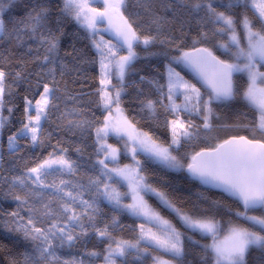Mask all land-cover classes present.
Listing matches in <instances>:
<instances>
[{
    "label": "snow or ice",
    "instance_id": "1",
    "mask_svg": "<svg viewBox=\"0 0 264 264\" xmlns=\"http://www.w3.org/2000/svg\"><path fill=\"white\" fill-rule=\"evenodd\" d=\"M13 3L14 0H0V41L14 42L17 48L26 47L14 60L0 53V132L9 125L17 107L11 104L14 86L27 87L22 96L24 107L20 126L7 137L10 156L16 157L21 152V141L29 147H42L50 141L53 132L44 127L47 123L54 126L56 132L65 130L75 134L79 131L83 134L94 130L96 159L90 165V171L95 175L86 174V183L48 179L65 172L74 174L78 170L76 162L67 158L68 150L59 148V144L56 147L60 154L54 149L48 158L34 167H25L20 174L0 176V182L7 183L10 189L6 195L17 202V210L7 214L0 212V226L10 220L14 227L10 226L8 230L20 233L31 245L19 254V259L12 258L9 264H96L98 258H102L103 264H117L118 259L121 264H127L130 256L136 260L145 258L153 246L177 259L192 255L198 264H247V255L253 248L264 260V71H261L264 68V0H135L137 10L129 15H125L128 0H62L55 29L50 27L49 0H33V6L23 17L6 21L4 16ZM94 3H100L102 7H93ZM238 7L251 11L252 18L243 13L237 19L233 10ZM220 8L224 11L218 10ZM69 19L86 34L85 37H78L76 33L70 35L87 38L95 49L96 59L82 61L81 50L74 42L69 45L71 50H65L61 55V40L66 35L61 25ZM141 20L146 23V29H142ZM193 22L199 30L192 38V47L184 50L182 41L177 42L174 28L178 24L179 36L184 38L187 35L183 31L185 25ZM209 26L210 30H206ZM141 30L147 34L141 35ZM105 33L111 38L106 40ZM241 34L245 45L241 43ZM225 36V41L213 45L228 57L221 59L212 48L204 45L214 37ZM157 44L164 49L162 52L148 51ZM141 45L147 57L162 55L168 61L163 74L165 83L156 78H139L140 83L147 81L155 88L156 99L149 98V94L136 85V98L144 97L139 100L140 111L148 119L157 118L158 108H163L166 113L164 125L171 133L170 143L166 146L151 133L138 130L123 115L121 108L122 96L129 86L125 76L137 71L133 68V62L139 58L135 48ZM172 48L179 55L169 57L168 50ZM122 50L127 54L120 55ZM82 62L99 64L100 87L94 94L98 97L96 107L107 113L102 121L87 119L91 113L84 106L83 97L90 94L82 88L76 91L70 87L78 82V75L73 77L72 74L79 73L78 65ZM174 63L190 68L207 92L202 93L197 84L185 79L173 67ZM235 74L247 77L243 92L238 93L234 85ZM157 75H161L158 70ZM113 76L116 84L112 83ZM238 94L256 115L245 123L247 114L239 113L236 122L225 127L243 128L250 135L231 136L213 148L202 149L190 157L185 154V165L183 158L173 153L179 151L182 142L193 141L201 131L212 129L213 103L231 101ZM180 96L183 102L176 103ZM181 113L189 119H182ZM192 115L200 117L202 125L197 126L190 119ZM53 116L55 120H52ZM110 136L115 137L121 147L109 144ZM122 151L124 155H130L133 165L119 166ZM141 154L164 168L186 169L201 183L221 189L234 198L239 207L233 209L218 201L212 202L213 207L243 218L251 227L230 222L221 238V222L214 215L204 214L207 210L201 214L182 211L164 192L147 183L142 174V162L137 158ZM2 162L3 155L0 154V164ZM116 185L126 186L128 191L121 192ZM85 194L90 198L85 199ZM149 194L175 212L187 231L210 238L211 242L201 245L191 236L186 237L148 204L145 196ZM129 196L131 203H124ZM102 200L111 205L114 213L144 218L153 227L141 223L135 241L118 239L113 235V231L121 227L117 215L109 221L97 219L103 214ZM36 203H39V209ZM25 206L26 222L20 214ZM257 210L262 214H249ZM38 212L46 227L36 226L34 217ZM90 233L101 242L107 241L102 251L92 249L85 251L80 259H60L57 255L60 248L87 238ZM185 239L190 242V248L185 247ZM197 248L199 252L195 251ZM157 264L170 262L157 261Z\"/></svg>",
    "mask_w": 264,
    "mask_h": 264
},
{
    "label": "trees",
    "instance_id": "2",
    "mask_svg": "<svg viewBox=\"0 0 264 264\" xmlns=\"http://www.w3.org/2000/svg\"><path fill=\"white\" fill-rule=\"evenodd\" d=\"M95 6H99V3H95ZM33 6V0H14L13 5L9 10L6 11L4 16L5 20L10 18H19L23 17L26 12L31 9ZM49 6L51 9V20L52 23L50 27L55 29V19L59 15L60 8L62 7V0H49ZM135 0H128V11L125 15L135 12ZM224 11L223 8L218 9ZM246 13L250 18H252V12L244 8H235L233 14L237 19L240 18V15ZM132 18V17H130ZM142 29H146V23L141 20ZM61 27L64 28L66 35L61 40V55L65 50L70 51V43L74 42L75 47L81 50V60L82 61H91L96 59L95 49L91 46L87 38H74L72 33H76L78 37H85V32L79 28V26L72 20H66ZM238 31H239V25ZM256 27L259 28V24H256ZM211 26H209L210 30ZM199 26L193 22L190 25H185L183 31L187 34L186 37L181 38L179 36V25L177 24L174 28V31L177 35V42L182 41L184 50H188L192 47V38L197 35ZM167 31V29H166ZM141 35L147 34L146 31L141 30ZM227 37H214L209 43L204 46L212 48L213 52L219 56L221 59H228L227 56L222 55V50L213 47L218 42H223ZM242 39V34H241ZM197 47L201 45H196ZM26 47V46H25ZM25 47L17 48L15 43H8L7 40L0 41V53L4 56L11 59L18 58L24 51ZM166 47V46H165ZM139 54V58L133 62V68L137 71L128 73L125 76V81L129 85L127 87V92L122 96L121 108L123 109L125 116L128 120L133 123L138 130L146 131L151 133L154 138L158 140L159 143L167 145L170 143V130L164 125V120L166 113L163 108H158V116L156 119H148L145 113L140 111L139 100L144 97L141 96L138 99L137 97V88L138 84L140 89H143L145 93L149 94V98L156 99L157 94L155 88L145 81L140 83V76H144L148 79L156 78L160 83H165V78L163 74L165 73V65L168 61L162 55H156L147 57L143 46H138L135 48ZM164 49L159 45H154L148 51L160 53ZM179 55L174 48L168 50V56ZM69 58V62H70ZM7 63V61H5ZM79 73H73V77L78 75V82L74 85L70 84V87L74 88L76 91H80L82 88L84 92L89 93L90 95L84 96L83 100L85 101V107L90 109V115L87 116V119L90 120H100L102 121L106 112L102 109L96 107V102L98 97L94 94L95 90L100 87L99 85V64L97 63H88L82 62L79 63ZM173 67L176 68L184 77L197 84L201 90L206 93L207 89L202 88L196 81L192 78L189 72L185 69L183 65L173 64ZM157 70L161 75H157ZM72 77H66V79L71 80ZM113 83L116 84V79H113ZM247 79L244 74H236L234 76V85L236 86L238 93L243 92L246 88ZM27 85L14 86V94L11 98V104L17 106L10 120L9 125L0 132V154L3 155V162L0 164V176H12L18 175L25 167H34L36 163L42 162L45 158H48V154L56 150L57 154L59 149L56 147L59 144V148H66L68 151L66 156L68 159L75 161L78 170L74 174L63 173L50 176L48 179L51 181L53 179H66L75 182L86 183V174L95 175L94 172L90 171V165L95 161V144H94V130H89L81 134L77 131L75 134L61 130L56 132L54 126L50 124H45L44 127L49 131L53 132L50 141H47L42 147H29L26 146L25 141H21L22 150L16 156H10L7 149V137L11 134L12 131H15L18 128L19 120L23 116V101L22 96L26 94ZM37 99L39 97H36ZM9 98L6 96L5 100ZM214 110V117L212 118V129L210 131H201L197 139L190 142H182L178 152L173 154L179 155L183 158V162L187 163V154L190 157L195 152H198L202 149H208L215 147L218 143H221L223 140L227 139L230 136L237 135H250L248 131L243 128L235 127H225V125H233L236 122L237 115L239 113H246L245 123L252 121L253 117L256 115V112L253 108L249 107L245 101H243L238 94L235 99L226 102H216L212 105ZM63 108V104H61ZM4 115L7 116L8 113L5 111ZM182 117L187 120L189 117L182 113ZM216 117H219L217 119ZM169 119L172 117L169 116ZM56 117L53 116L52 120H55ZM190 119L200 126L202 120L200 117L191 116ZM251 138V137H250ZM110 141L114 139L110 138ZM116 141V140H115ZM81 151H77V149ZM140 161L142 162V174L145 176L147 183L151 184L153 187L157 188L159 191L165 193L167 198L175 204L177 208H180L182 211H195L197 214H201L203 210H207V215H214L215 218L221 222L222 231L221 234L232 224H238L243 227H251L249 223H246L243 218H237L234 215L226 214L224 210L213 207L212 202L218 201L225 206H231L233 209L239 207L238 203L234 199L224 195L220 191L212 190L205 188L200 185L197 181L191 179L183 170H170L162 167L160 164L147 160L143 154L139 155ZM120 159L122 162L128 160L127 157L121 154ZM11 169V170H10ZM10 191L8 184L0 182V212L7 214L9 212L17 210V202L14 201L10 196L6 195ZM23 195V193H19ZM147 199L158 208L160 213L173 221L177 226L178 230L185 234V236H191L194 240H198L201 245L210 243V238H202L198 233L187 231L186 228L182 225L178 217L170 210L165 208L155 197L152 195H147ZM85 199H89V194H85ZM30 204L33 201H29ZM38 209L40 207L39 203L35 205ZM21 211V216L24 217V222L27 220V211ZM100 207L102 209V215L97 219L98 221H109L112 218V215H117L121 227L116 228L113 231V235L118 239L131 240L135 241L138 237L137 227L141 223V220L127 214V213H114L112 207L108 204L107 201H101ZM42 212V209L40 210ZM251 215H261L260 211H253L249 213ZM110 215V217H109ZM108 216V217H107ZM36 219L37 227H46V223L41 221L44 218L38 212L34 217ZM14 227L11 225L9 220L7 224L0 226V264H9L12 258L19 259V254L24 252L26 248L30 249L31 245L24 241L22 235L15 231H9V227ZM98 226H102L98 223ZM78 231V230H77ZM185 247L190 248V242L185 239ZM107 241L101 242L96 238L94 234L89 235L87 238L75 241L72 245L65 244L57 252V255L60 259L71 260L73 258L80 259L83 258L82 254L87 250H100L102 251ZM196 252H199L200 249H195ZM155 258V259H154ZM157 260H166L173 262L175 264H198V261H194L192 255H187L182 259L174 258L172 255L167 254L163 251H160L154 247L150 249V254L141 260H136L133 256L128 257L127 264H155ZM103 263L102 258L96 260V264ZM117 264H121L120 259L117 260ZM247 264H264V260H261V253L253 248L247 255Z\"/></svg>",
    "mask_w": 264,
    "mask_h": 264
},
{
    "label": "rangeland",
    "instance_id": "3",
    "mask_svg": "<svg viewBox=\"0 0 264 264\" xmlns=\"http://www.w3.org/2000/svg\"><path fill=\"white\" fill-rule=\"evenodd\" d=\"M95 4V3H94ZM94 4H92V6L93 7H97V8H101L102 7V4H100L99 6H95ZM104 38L107 40V39H110L111 37H110V35L109 34H104ZM241 43H242V45H245V40H244V37H243V34H242V39H241ZM127 53H126V51H121L120 52V55H126ZM261 71H264V68H262L261 69ZM182 75V74H181ZM183 77H184V75H182ZM245 77H246V75H244ZM185 79H187L186 77H184ZM113 79H116L115 78V76H113L112 77V83H113ZM246 79H247V77H246ZM187 80H189V79H187ZM117 81V80H116ZM192 82V81H191ZM193 83V82H192ZM114 84V83H113ZM197 87H199V86H197ZM246 87H247V83H246ZM246 89V88H245ZM202 91V90H201ZM202 93H204L203 91H202ZM183 102V97L182 96H180V97H177L176 98V103H182ZM106 115H107V113H106ZM114 115H116L115 113H114ZM123 115L125 116V113H124V111H123ZM192 116H195V117H198V116H196V115H192ZM181 118L182 119H184L183 117H182V113H181ZM197 125V124H196ZM202 125V124H201ZM142 131V130H141ZM171 134V133H170ZM110 138H112V139H114V141H110ZM116 140V141H115ZM170 140H171V137H170ZM108 143L109 144H112V145H114L115 147H121V144H120V142H118L117 141V139L115 138V137H109L108 138ZM166 146V145H165ZM123 156H125V157H127V159L128 160H126V161H124V162H122L121 161V159H120V157H119V166H121V167H123L124 165H133V161H132V159H131V157H130V155H124L123 154V151H122V153H121ZM121 156V155H120ZM139 160H140V158H139V156L137 157ZM111 166V165H110ZM170 170H174V169H170ZM180 171V170H179ZM116 187L118 188V190L119 191H121V192H127L128 191V189H127V187L126 186H122V185H116ZM149 195H151V194H149ZM147 196V195H146ZM145 196V200H147V202H148V204L154 209V210H156V211H158L159 213H160V211L158 210V208H156L155 206H153V204L147 199V197ZM153 196V195H152ZM153 197H155V196H153ZM161 204H162V202L157 198V197H155ZM124 203H131V198H130V196L128 197V198H126L125 200H124ZM165 208H167L168 210H170V211H172L171 209H169L168 207H166L164 204H162ZM173 212V211H172ZM175 215H176V213L175 212H173ZM160 215L164 218V219H167V220H169L176 228H177V226L175 225V223L173 222V221H171L170 219H168L167 217H165V216H163L161 213H160ZM177 216V215H176ZM134 217V216H133ZM178 217V216H177ZM135 218H137V219H139V220H141V223H145V226L146 227H153V225H151V224H149V223H147L145 220H144V218H138V217H135ZM179 219V218H178ZM181 222V221H180ZM140 223V224H141ZM182 223V222H181ZM139 224V225H140ZM138 225V226H139ZM178 229V228H177ZM228 229V228H227ZM227 229L221 234L220 233V236H221V238L226 234V232H227ZM137 230H138V227H137ZM154 230H155V228H154ZM199 234V233H198ZM201 235V234H200ZM154 248H156V249H158V250H160V251H163V252H165V253H167V254H170V255H172L171 253H168V252H166L165 250H163V249H160V248H157V247H155V246H153ZM173 256V255H172ZM157 261H166V260H157L156 259V262H155V264H157ZM100 264H103V263H100ZM170 264H175V263H173V262H170Z\"/></svg>",
    "mask_w": 264,
    "mask_h": 264
},
{
    "label": "water",
    "instance_id": "4",
    "mask_svg": "<svg viewBox=\"0 0 264 264\" xmlns=\"http://www.w3.org/2000/svg\"><path fill=\"white\" fill-rule=\"evenodd\" d=\"M185 67V66H184ZM185 69L189 72V74L192 76V78L202 87V88H204V89H206V87H204V86H202V84L200 83V82H198V80H197V78H196V76H195V73L190 69V68H187V67H185ZM235 76V75H234ZM233 81H234V77H233ZM238 136V135H237ZM231 137V136H230ZM230 137H228V138H230ZM227 138V139H228ZM199 151H201V150H199ZM198 151V152H199ZM183 172L185 173V174H187L191 179H193V180H195V181H197L200 185H202L203 187H205V188H209V189H212V190H216V191H220V192H222L223 193V191L221 190V189H219V188H216V187H213V186H211V185H205V184H203V183H201L198 179H195V178H193V177H191L189 174H188V172L186 171V169L185 170H183ZM224 195H226V196H228L227 194H225V193H223ZM228 197H230V196H228ZM230 198H232V197H230ZM232 199H234V198H232Z\"/></svg>",
    "mask_w": 264,
    "mask_h": 264
},
{
    "label": "bare ground",
    "instance_id": "5",
    "mask_svg": "<svg viewBox=\"0 0 264 264\" xmlns=\"http://www.w3.org/2000/svg\"><path fill=\"white\" fill-rule=\"evenodd\" d=\"M113 216V215H112ZM108 217V216H107ZM109 217H110V215H109ZM111 218V217H110Z\"/></svg>",
    "mask_w": 264,
    "mask_h": 264
}]
</instances>
